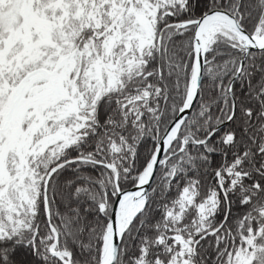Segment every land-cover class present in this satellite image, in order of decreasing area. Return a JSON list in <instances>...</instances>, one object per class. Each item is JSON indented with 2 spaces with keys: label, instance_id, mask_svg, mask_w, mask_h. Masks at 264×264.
Returning a JSON list of instances; mask_svg holds the SVG:
<instances>
[{
  "label": "snow or ice",
  "instance_id": "1",
  "mask_svg": "<svg viewBox=\"0 0 264 264\" xmlns=\"http://www.w3.org/2000/svg\"><path fill=\"white\" fill-rule=\"evenodd\" d=\"M0 264H264V0H0Z\"/></svg>",
  "mask_w": 264,
  "mask_h": 264
}]
</instances>
